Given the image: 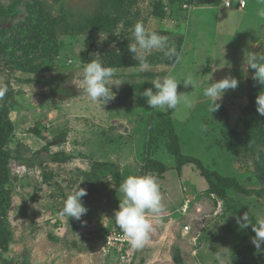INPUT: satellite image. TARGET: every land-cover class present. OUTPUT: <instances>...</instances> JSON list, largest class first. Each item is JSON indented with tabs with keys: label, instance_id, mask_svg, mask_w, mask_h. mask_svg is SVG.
<instances>
[{
	"label": "rangeland",
	"instance_id": "rangeland-1",
	"mask_svg": "<svg viewBox=\"0 0 264 264\" xmlns=\"http://www.w3.org/2000/svg\"><path fill=\"white\" fill-rule=\"evenodd\" d=\"M111 1L0 0V30L8 32L7 37L19 41L23 29L28 32L31 25L50 21L57 46L51 61L38 52L39 58L30 62L46 67L37 74L17 68L8 52L0 55V65L6 66L0 72V87L7 89L0 108L13 92L7 102L13 125L7 145L9 241L0 258L10 264H117L104 245L122 198L120 184L130 175L151 174L159 184L163 211L158 218L149 216L153 231L147 244L136 249L131 264H219L217 255L224 264H264V245L257 250L251 243L255 235L251 226L241 229L236 223L245 212L253 224L264 218V173L254 162L256 157L264 161V146L255 143L247 149L240 142L235 149L236 139L245 136L242 118L250 86L264 90L252 78L254 70L242 71L246 51L264 52V20L257 15L264 3L245 0L246 10L239 12L234 4L229 10L218 8L220 0H186L188 10L172 5L159 20L152 15L151 0H134L130 44L132 27L140 21L146 30L166 36L181 58L177 62L159 51L144 52L149 66L117 69V78L125 82L110 86L115 97L101 106L84 93L79 81L89 57L101 58L103 49L115 47L107 34L87 27L88 20L117 15L108 12ZM122 25L116 26V35ZM167 75L180 83L177 93L187 95L190 108L181 103L164 112L136 107L132 97L125 99V106L120 104L122 97L117 100L120 88L143 81L152 84ZM226 76L236 78L238 87L228 90L218 101L221 107L210 114L203 90ZM189 77L193 86L185 87L183 81ZM152 113L158 129L163 131L160 117H165L175 133L167 143L150 145L155 154L147 155L143 123ZM55 154L63 155L65 162H56ZM17 155L27 165L16 160ZM146 157L160 166L145 172ZM94 166L103 173L98 186L89 179L86 184L82 176ZM44 173H51L49 182ZM218 176L231 186H220ZM79 183L87 191L82 203L88 212L80 220L67 219L59 213Z\"/></svg>",
	"mask_w": 264,
	"mask_h": 264
},
{
	"label": "clouds",
	"instance_id": "clouds-1",
	"mask_svg": "<svg viewBox=\"0 0 264 264\" xmlns=\"http://www.w3.org/2000/svg\"><path fill=\"white\" fill-rule=\"evenodd\" d=\"M261 3H264V0H261ZM257 15L264 20V8L259 9ZM132 36L134 42L128 45V51L134 56L139 53L137 58L141 69H146L149 66L143 55L144 52L159 51L167 59L173 60L175 58L177 62L181 58L175 47L169 46L166 36L146 30L144 24L140 21L133 25ZM93 56H95V59L84 65L79 84L92 101L103 106L115 97V93L112 92L110 86L118 87L125 80L118 79V70L105 66L98 54ZM249 69L254 70L252 78L259 85L264 86V52L246 51L244 53L242 71L247 72ZM238 83V80L231 76L208 83V86L203 90V96L209 100L207 110L210 114L221 107L218 101L222 100L223 95L228 90H235ZM179 84L171 75L162 78L157 77L152 81V87L145 89L141 96L146 100L149 109H160L167 112L168 110H175L181 103L190 108L191 102L187 95L177 93ZM183 85L185 87L193 86L192 78H186ZM6 91V87H0V97H3ZM255 103L257 113L264 116V92L257 95ZM83 181L81 180L80 183ZM80 183L67 196L59 213L67 219L80 220L88 212V209L82 203V198L87 195V191L79 187ZM119 192L122 198L119 201L117 210L114 211L115 226L122 231L133 249H142L149 241L150 234L153 231L154 221L149 219V216L158 218L163 211L159 184L151 174L130 175L120 184ZM155 222L158 223L159 220L157 219ZM236 223L241 229L251 226L252 231L255 233L251 238V243L257 250H260L261 245H264V218L257 219L256 223L253 224L248 213L245 212L242 216L236 217ZM216 260L219 261V264H224L220 255L216 256Z\"/></svg>",
	"mask_w": 264,
	"mask_h": 264
},
{
	"label": "trees",
	"instance_id": "trees-1",
	"mask_svg": "<svg viewBox=\"0 0 264 264\" xmlns=\"http://www.w3.org/2000/svg\"><path fill=\"white\" fill-rule=\"evenodd\" d=\"M186 0H151V4L153 7L152 15H154L156 18L161 20L162 18H165L167 13L165 12V6L172 7V5H176L175 9H179L181 11V4L185 2ZM135 4L134 0H112L109 4L108 12H115L117 15L114 18L107 17L102 18L100 20H88L87 27L89 29H92L94 31H102L104 33L100 34H107L108 35V42L114 43L115 47H110L108 49L102 50V57L103 63L105 66L113 67L116 69L119 68H133V67H139V61L135 59L134 54L130 53L128 51V45L130 44L131 39H129V31L128 29L131 28L129 26L132 25V21L129 20L130 17V8L132 5ZM174 9V10H175ZM108 13H106V16ZM42 21V20H41ZM41 21L36 23V25H31V29L28 32H25L24 29L22 30V35L19 34L21 39L19 41H16L17 39H11V37H7L6 35L8 32L4 30H0V47L2 45L5 46L4 49L0 48V55L6 54L8 52L10 54L11 62H14L17 64V68H20L22 71L37 74L39 72H42L46 67H43L42 63L40 65H30V62L33 59L39 58L36 57L38 52L44 56L47 57L48 61H51L53 58V55L56 54V48L57 46L54 43V24L52 22H48V24H44ZM122 23L123 29L116 35L115 30L118 23ZM47 23V22H46ZM6 37L9 40V44L6 43ZM52 38V39H51ZM26 41V43H24ZM42 43V48H39L38 45ZM10 49V50H9ZM95 59L94 57H89L87 59L88 62ZM86 60V59H85ZM5 65H0V72H3L5 70ZM142 77V76H141ZM152 87V84L148 82H139L137 84H131L128 87L120 88L117 92V100H119V96L124 99L123 101H120L121 106H125L127 101L126 98H133L134 101L131 103L132 105L136 107H140L143 109H149L146 100L141 96V93L147 89ZM258 86L251 85L250 86V92H248V99L249 103L247 107L244 108V117L242 118L243 121V138H237L235 149H238V144L240 142H243L247 144L245 148L253 149L255 143H262L264 146V116H260L256 111V97L257 95L262 91V89ZM264 92V90L262 91ZM12 93L10 92L6 95L4 103L2 107L0 108V250H5L8 246L9 241V230L7 227V223L5 222V209L10 205V196L9 191L6 189V185H9L10 183V172L8 170V162L11 159L10 151L7 149V145L9 143V140L11 139V132L13 131V125L8 119V107L7 102L12 97ZM163 121L164 128L163 131L158 129L160 127L157 123L153 122L154 116L153 113L148 117V119H144L143 127V138H144V148L147 152V155L150 153H154L155 151H152L150 149V145H155L161 143H167L166 140H171V138H174V126H172L167 118L160 117ZM34 133L38 134V131L35 129L33 130ZM232 135V133H230ZM249 135L248 137H246ZM60 136H63L62 134ZM245 137V138H244ZM233 140L229 139V150L233 148V145H231V142ZM234 141V140H233ZM174 142V141H172ZM241 146V145H239ZM155 154V153H154ZM56 162L58 160L65 162L63 159V155L61 154H55V157H52ZM147 165L145 166V172L147 169H150L153 171V169L158 168V166L153 160H149L150 157H146ZM16 160L20 161L21 163L25 164V160L21 156H16ZM66 159V158H65ZM188 160V159H186ZM254 162L257 165V169L262 173H264V161L263 157L262 160H259L257 157L254 159ZM186 163L185 161L182 162ZM41 166V164H39ZM203 173V172H202ZM217 174H214V176ZM82 176L85 178V183L89 184L91 182H95L97 186L101 183L99 181L101 180L103 173L100 168H97L94 166V168L89 171L88 173H82ZM44 180L49 182L52 178L51 173H44L43 174ZM91 181H89V180ZM208 183L216 188V184H213L209 177L206 178ZM217 180L220 182L218 183L220 186H231L230 181H228L226 178H221L218 176L216 177ZM117 182V180H115ZM234 183V182H233ZM236 184V183H234ZM105 185V184H104ZM212 187V188H213ZM225 193L223 190H221V198H225ZM225 200V199H224ZM118 208V207H117ZM117 210V209H116ZM2 217H4L2 219ZM112 223L114 224V219L112 220ZM108 232V231H107ZM0 264H10L7 260L0 258Z\"/></svg>",
	"mask_w": 264,
	"mask_h": 264
},
{
	"label": "built area",
	"instance_id": "built-area-1",
	"mask_svg": "<svg viewBox=\"0 0 264 264\" xmlns=\"http://www.w3.org/2000/svg\"><path fill=\"white\" fill-rule=\"evenodd\" d=\"M221 2L223 7L227 9L231 8L233 4H235L238 9H244L246 6L245 0H221ZM181 9L183 11L188 10V2H183L181 4ZM164 10L167 14H169L170 8L168 5L165 6ZM188 230L189 228L187 226L183 228L184 233H187ZM104 251L113 254L116 258L117 264H131L133 257L135 256L136 249H133L129 245L127 238L124 236L122 231L115 226L114 223L111 227H109L105 237Z\"/></svg>",
	"mask_w": 264,
	"mask_h": 264
},
{
	"label": "crops",
	"instance_id": "crops-1",
	"mask_svg": "<svg viewBox=\"0 0 264 264\" xmlns=\"http://www.w3.org/2000/svg\"><path fill=\"white\" fill-rule=\"evenodd\" d=\"M221 1V0H220ZM246 6H247V3H246ZM218 8H222V9H225L224 7H223V5H222V2L218 5ZM232 8V7H231ZM230 8V9H231ZM246 8V7H245ZM225 10H229V9H225ZM246 9H243V10H240V9H238L237 8V11H239V12H243V11H245Z\"/></svg>",
	"mask_w": 264,
	"mask_h": 264
}]
</instances>
